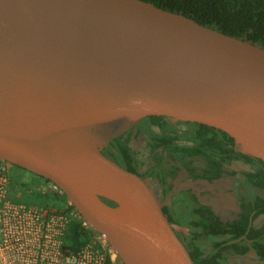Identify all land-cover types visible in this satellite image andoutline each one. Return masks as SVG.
I'll return each instance as SVG.
<instances>
[{"label": "water", "instance_id": "water-1", "mask_svg": "<svg viewBox=\"0 0 264 264\" xmlns=\"http://www.w3.org/2000/svg\"><path fill=\"white\" fill-rule=\"evenodd\" d=\"M87 1L78 10L62 0H0V159L56 185L83 224L105 238L111 262L194 264L176 235L188 229L168 222L148 183L101 151L155 119L219 130L237 152L264 163L262 151L205 112L225 103L264 132V48L150 2ZM129 18L149 34L142 57L113 81L72 92L81 74L113 69L98 54L114 50ZM58 25L86 27L84 43L72 45ZM41 142L78 162L68 167L47 158ZM86 167L106 174L90 177ZM127 231L152 244L127 243Z\"/></svg>", "mask_w": 264, "mask_h": 264}, {"label": "flooded vegetation", "instance_id": "flooded-vegetation-1", "mask_svg": "<svg viewBox=\"0 0 264 264\" xmlns=\"http://www.w3.org/2000/svg\"><path fill=\"white\" fill-rule=\"evenodd\" d=\"M197 132L195 123L152 119L131 127L119 137L135 158L133 173L148 183L162 204L161 210L168 222L188 229L186 233H176L185 248L192 242L199 248L202 257L207 258L217 254L216 245L219 244L227 247L219 252L224 264H237V259L247 255H253L256 262L264 264V259L259 258L250 247L251 241L246 238L247 230L243 236L232 239L228 233L205 236L201 229H194L199 216L205 212L221 226H231L243 214L247 216L246 210L242 209L243 203L251 208L256 198L264 201L263 191L252 186L249 181V176L260 168L261 163L247 155L237 157L234 146L231 147L234 158L229 161L216 150H206L204 155L172 151L173 148L194 147V134ZM213 137L216 138V135ZM107 148L108 145L102 152ZM103 154L106 156L105 152ZM217 165L219 172L215 177L212 176V170ZM247 226L252 229L264 226V212H248ZM234 245H245L247 250L243 255L235 254Z\"/></svg>", "mask_w": 264, "mask_h": 264}, {"label": "trees", "instance_id": "trees-1", "mask_svg": "<svg viewBox=\"0 0 264 264\" xmlns=\"http://www.w3.org/2000/svg\"><path fill=\"white\" fill-rule=\"evenodd\" d=\"M141 1L150 2L162 10L179 13L187 18L192 19L202 26L212 28L228 36L245 39L264 48V0ZM197 127L198 132L194 134V147L173 148L172 151L188 152L194 155H204L206 150H216L221 154L222 158L226 159V161L234 158L231 149L233 144L222 132L200 124H197ZM209 131L214 133L216 138L213 137L214 134L208 133ZM107 145L108 148L104 149L103 151L106 153V156L123 169L134 172L135 158L133 155H131L129 149L122 142H120V137L118 136L114 138ZM213 155L217 154L213 153ZM235 155L237 157H244V154H240V152ZM259 163H261L260 168L256 169V172L249 176V181L252 186L259 188L264 193V163L261 161H259ZM218 172L219 168L217 165V167L212 170V176L216 177ZM40 180L42 181L43 179L39 178V181ZM242 209L243 211L246 210L247 216L246 213L243 214V217L237 222L233 223L231 226H221L209 213L205 212L199 216V222H197L196 225L194 224V229H201L202 234L205 236H215L219 233H228L232 235V239L243 236L247 230L246 238L251 241L250 247L253 249L255 254L259 256V258L264 259V226L259 229H252L248 228L247 226L248 212H251V210L264 212V201L260 198H256L251 208H248L243 203ZM68 229L70 232L68 239L71 243L72 250H79L86 243L90 242L91 234L85 231L81 225L71 223L68 226ZM216 248L217 254H212L207 258L202 257L199 248L192 242L188 243V248H186V250L194 264H224V259L220 257L219 252L225 250L227 247H221L218 244L216 245ZM246 250L247 246L245 245H234L233 247V251L238 255H243ZM112 263L113 262H111L110 258L108 257L105 264Z\"/></svg>", "mask_w": 264, "mask_h": 264}, {"label": "built area", "instance_id": "built-area-1", "mask_svg": "<svg viewBox=\"0 0 264 264\" xmlns=\"http://www.w3.org/2000/svg\"><path fill=\"white\" fill-rule=\"evenodd\" d=\"M11 168L0 159V264H105L112 254L107 241L83 224L56 185L43 181L33 189L48 196L45 203L26 205L11 199ZM71 223L91 234L90 242L75 251L68 239Z\"/></svg>", "mask_w": 264, "mask_h": 264}, {"label": "bare ground", "instance_id": "bare-ground-1", "mask_svg": "<svg viewBox=\"0 0 264 264\" xmlns=\"http://www.w3.org/2000/svg\"><path fill=\"white\" fill-rule=\"evenodd\" d=\"M62 3L70 9L78 10L89 5L87 0H62ZM58 29L66 32L69 35L70 43L76 47H79L85 41L86 27L58 25ZM146 38L149 41V34L142 25L134 22L133 18L123 21L120 32L111 43L114 50H104L98 54L99 60L110 64L113 69L109 71L91 70L81 74L70 86L71 91L85 90L100 82L113 81L118 78L120 74L130 69L142 57L144 54L143 43ZM58 44L56 43L55 45ZM236 110V108L225 103H217L206 108L205 112L228 125L244 140L264 153V132L257 126L247 123L238 117ZM39 149L47 158L58 161L65 166L69 167L74 162H78L77 158L70 152L53 144L41 142ZM83 172L93 178H102L106 174L104 171L88 167L84 168ZM29 191H31L30 187L27 188V193L36 195L33 190L32 192ZM124 239L127 243L137 248L144 245L150 247V244H152V240L145 239L141 235L130 231L125 233Z\"/></svg>", "mask_w": 264, "mask_h": 264}, {"label": "rangeland", "instance_id": "rangeland-1", "mask_svg": "<svg viewBox=\"0 0 264 264\" xmlns=\"http://www.w3.org/2000/svg\"><path fill=\"white\" fill-rule=\"evenodd\" d=\"M27 175V177L25 176ZM10 176L14 180L13 182V189L11 193V199L17 203L20 204H26V205H33L37 203H45L48 196H42V195H33L27 193V188L30 187L31 190L36 188L38 184H40L43 181H39V178L31 175L26 174V172L12 167L10 170ZM29 177V178H28ZM237 264H259L256 262L253 255L251 256H245L241 259H237ZM249 261H254V263H250Z\"/></svg>", "mask_w": 264, "mask_h": 264}]
</instances>
